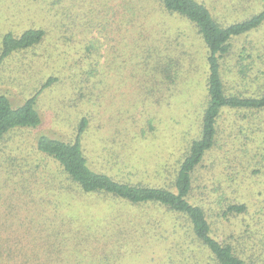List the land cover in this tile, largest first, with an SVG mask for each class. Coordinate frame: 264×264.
<instances>
[{
	"label": "trees",
	"instance_id": "16d2710c",
	"mask_svg": "<svg viewBox=\"0 0 264 264\" xmlns=\"http://www.w3.org/2000/svg\"><path fill=\"white\" fill-rule=\"evenodd\" d=\"M58 3L56 31L1 34L0 74L24 52L29 80L50 71L0 93V264H103L123 237L169 240L165 264H264V0Z\"/></svg>",
	"mask_w": 264,
	"mask_h": 264
},
{
	"label": "rangeland",
	"instance_id": "374dc122",
	"mask_svg": "<svg viewBox=\"0 0 264 264\" xmlns=\"http://www.w3.org/2000/svg\"><path fill=\"white\" fill-rule=\"evenodd\" d=\"M58 1L59 0H0V41L1 34L7 30H12L18 33L30 26H42L46 28V30L50 31V33L56 31L57 27L56 25H53V22L56 23V20L60 17L61 11V4L58 3ZM61 1L62 6H64L66 2L70 0ZM85 3V5L88 4L87 2ZM218 4L220 5V7H218V9L220 10H218L217 12L220 11L221 16L223 15V13L221 12H224V5L221 4L220 1ZM85 5L81 8H77L75 6L69 7V4V8L67 9L68 13L71 16L79 17V19L82 20L83 18H85V16L83 15L84 11H87V17L90 16L91 13H94L96 11L95 3L91 4V6ZM27 57V53L24 52L18 57L13 56L12 58H9L4 63L0 74V93H5L10 96L16 104L20 103L22 97L24 95H27L28 92H30L31 90H33V88L38 85L37 83L39 81H42L43 76H46V73L50 71L48 69V72L42 74H35L33 72L32 77L29 80V74H24L25 71L22 64V62L26 61ZM57 87V89H53L42 97V103L44 105L43 108L45 116L47 117H49V115H51L52 112L55 110L52 111L47 107L46 104H54L55 99L60 101L65 94V91L62 89V86ZM115 101L116 99L112 98V102L109 103V98H107V100H105V103L108 107H110L114 104ZM60 118H63L62 114L60 115ZM160 118L154 119V125L157 128L158 136L160 134L163 135L164 133L169 134V130L167 128L168 124H172V121L177 119L171 120ZM111 120L112 119L99 120L105 124V129L107 130L106 133L108 135L114 134L112 133L113 130L110 128ZM136 120L139 119H121L117 121V123H126L127 121ZM195 120L196 119L192 120L193 126L195 125ZM188 127L191 131H194L192 127ZM139 175L145 177L142 174ZM136 213L137 215H140V212ZM124 240H126L125 243ZM119 241L121 242L120 246L118 247L120 249V252L117 255H112V252H109L111 249L108 247H114L112 245L106 246L104 244H96L94 245V248H92V250L95 251L97 254H101L102 250L104 249L103 251H106L108 254H110L109 257H111V259L109 260V262H103V264H156V262L154 261L155 259H157V261L161 259L162 263L165 264L164 253L166 252L167 255L173 253V246H166L169 243V240L163 243L159 242L156 244H154L153 242H147L148 244L153 243L148 246L142 245L145 244L144 242L138 243L137 241H135V243H133L130 239L127 240L124 237L120 238ZM163 245L166 246V249L162 247ZM182 262H180L179 264H188L185 263L186 261Z\"/></svg>",
	"mask_w": 264,
	"mask_h": 264
}]
</instances>
